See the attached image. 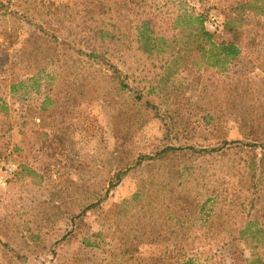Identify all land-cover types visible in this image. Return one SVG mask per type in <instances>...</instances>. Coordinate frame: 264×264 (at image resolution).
Masks as SVG:
<instances>
[{
    "label": "rangeland",
    "instance_id": "rangeland-1",
    "mask_svg": "<svg viewBox=\"0 0 264 264\" xmlns=\"http://www.w3.org/2000/svg\"><path fill=\"white\" fill-rule=\"evenodd\" d=\"M164 2L0 0V264H264V0H205L241 53L204 70L147 52Z\"/></svg>",
    "mask_w": 264,
    "mask_h": 264
},
{
    "label": "trees",
    "instance_id": "trees-1",
    "mask_svg": "<svg viewBox=\"0 0 264 264\" xmlns=\"http://www.w3.org/2000/svg\"><path fill=\"white\" fill-rule=\"evenodd\" d=\"M167 0H165L164 3ZM199 6L196 8L194 5H191L187 0H171V5L174 7V11L178 5L180 4L183 8L185 4L187 7H184L185 13L181 18L183 26L179 32H182L185 36L184 41L178 42L177 34H174L172 38H165V36H159L151 31V34L146 33L147 30H139L138 36L145 39L147 43V52L153 50L154 46L157 42H163L166 47H172L175 50V55L181 60L184 61L182 66L190 67L196 66L199 69H223L226 66L230 65L235 61L241 53L240 41H239V33H240V24L241 17L233 16L231 11H228L225 15V20L222 25V32L217 34L214 31H210L206 28L205 22L208 15V9L206 5H204L205 0H197L196 1ZM184 4V5H183ZM249 2L241 3L240 7L237 8V12L242 15L245 12H249L248 10ZM195 9L197 12H194ZM264 14V10L262 11ZM178 19L174 18L173 23H175ZM143 24H150V20L144 19ZM178 27V26H175ZM152 30V29H151ZM150 31V30H149ZM146 34V35H145ZM35 51V50H34ZM14 84L10 85V92H14ZM134 99L139 101L141 105L144 107H150L155 110L156 114L158 113V107L148 100H144L141 93L133 89ZM1 100V99H0ZM5 103L0 102V111L4 110ZM168 112H165L163 117H161L162 122L164 124L165 134L169 133V127L167 125L166 118ZM142 157L139 158V161ZM125 171H119L115 174V182L111 183V187L116 184V182L121 178V175ZM244 228L239 231L242 232ZM88 244V243H87ZM254 260L249 264H253ZM191 260L186 259L181 261L180 264H190Z\"/></svg>",
    "mask_w": 264,
    "mask_h": 264
}]
</instances>
